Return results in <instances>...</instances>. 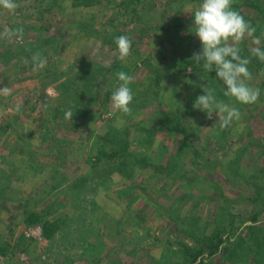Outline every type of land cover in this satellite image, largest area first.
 I'll use <instances>...</instances> for the list:
<instances>
[{
  "label": "rangeland",
  "instance_id": "1",
  "mask_svg": "<svg viewBox=\"0 0 264 264\" xmlns=\"http://www.w3.org/2000/svg\"><path fill=\"white\" fill-rule=\"evenodd\" d=\"M15 2L12 12L0 9V264H192L198 251L195 264H264V63L248 66L257 102L225 97L241 119L221 129L215 114L187 111L189 63L210 76L191 59L201 44L187 6L201 0ZM250 3L263 0L232 7L258 18ZM16 28L22 38L2 35ZM122 35L132 41L124 61L114 42ZM253 46L246 38L241 55ZM35 53L47 60L42 70L33 71ZM120 71L133 77L130 115L111 104ZM179 117L184 126L158 130L145 148L143 124ZM111 136L164 169L119 170L99 152ZM28 213L68 219V227L50 241L42 224L26 222ZM208 244L219 245L216 254Z\"/></svg>",
  "mask_w": 264,
  "mask_h": 264
},
{
  "label": "clouds",
  "instance_id": "2",
  "mask_svg": "<svg viewBox=\"0 0 264 264\" xmlns=\"http://www.w3.org/2000/svg\"><path fill=\"white\" fill-rule=\"evenodd\" d=\"M233 0H201L196 6L189 4L192 15L191 33L200 41L201 50L194 52L191 59L197 65H202L206 72H215L216 77L224 85L223 96L232 98L237 104L249 105L257 102L259 89L252 88L247 81L252 79L249 71L251 59L241 56V43L247 38L254 45L250 48L251 57L264 63V32L256 35L257 29L233 9ZM18 7L15 0H0V9L9 12ZM194 30V31H193ZM5 38H22L23 28L6 29L2 34ZM118 58L126 60L131 55L132 41L127 36L115 38ZM27 62V61H26ZM33 71L42 70L47 63L40 53L32 56ZM119 86L111 96L112 107L123 115H130L133 92L130 84L133 77L124 71L116 73ZM203 94L198 96L193 104L194 110L206 113L207 119L219 120L221 129L228 128L234 121L241 119L240 110L217 98L214 89L207 84L201 85ZM66 118L73 117L72 112H66ZM122 123L117 121L116 126Z\"/></svg>",
  "mask_w": 264,
  "mask_h": 264
},
{
  "label": "trees",
  "instance_id": "3",
  "mask_svg": "<svg viewBox=\"0 0 264 264\" xmlns=\"http://www.w3.org/2000/svg\"><path fill=\"white\" fill-rule=\"evenodd\" d=\"M244 3V2H243ZM250 5L252 7H254L257 10L258 13V18H248L246 19L249 23H251L254 27H256L257 32L256 35H260L261 32H264V0L262 4H253L250 3ZM240 13V11H239ZM242 14V13H240ZM261 22V24L259 25L258 23ZM262 26L261 29H259V27ZM162 29L165 30L163 27L160 28V30ZM242 56V55H241ZM245 57V56H242ZM249 58L251 59V63H260L258 61V59L249 56ZM190 66L193 67V73L190 74L189 78L193 81L191 87H189V93L187 94V111L188 113H190V115L194 116V117H204L206 116V113L200 111V110H194L193 108V104L196 100V98L200 95L203 94L202 92V88L201 85H208L210 88L214 89L217 95V98L220 100L225 99V97L222 95L221 89L219 87V85L217 83H211L212 79H213V75H215V73H210V76H207L208 74L204 75L201 74V72H204L202 70H199V67H196L193 64H190ZM153 74L154 77H152L150 79V83L146 84L145 87L147 89H149V87L152 85L153 87L156 86V75L158 74V71H155ZM166 75L162 76V79H167ZM165 84V83H164ZM159 85V84H158ZM164 90H167V84L164 85ZM165 96V95H164ZM157 99V94L152 95V98L150 100H154ZM162 100H164V97L162 98ZM147 102V100L145 101ZM158 111V110H157ZM178 121H180V123L177 122H170V120H164V121H160V124L157 126L158 128L155 127H150L146 124L144 125V128L140 129L139 134L141 135V142L144 146H146V149H150L152 148V146L155 143V135H157L158 130H168L171 129L175 126H184L183 122L184 121V117H179ZM106 141L105 147H102L99 152L102 154V156L105 159H109V160H117V166H122L119 168V170H123L124 168L127 169L128 167L126 166L127 164H129L130 166H132L131 169H133V171L135 169H139L140 171L145 170L146 168H153V169H161L163 170L164 167L162 165V163H154L151 159H145L144 161H142L137 153H132L130 152V146L129 143L127 141V139L124 136H111L108 138L104 139ZM190 153L191 155L194 157L195 162L199 165L200 169L203 170L204 167L201 166V164L199 163V158H200V153L198 151V149L195 146L190 147ZM202 167V168H201ZM130 169V168H128ZM216 184V181H213ZM216 187L219 188V186L216 184ZM217 191H219V194H222V192L217 189ZM10 203L12 204H22L21 200L17 199H9ZM26 222L28 224H42V228H43V233H44V237L48 240H53L54 237L56 236V234L63 233V230H65V228L68 227V219H56L53 222H50L48 220H42L40 214H36V213H28L27 218H26ZM252 222H256V217L252 218ZM209 245V246H208ZM205 247L206 249L210 250V255H214L216 254L219 245H212V244H208ZM199 255V251L198 253H193L190 255V257H192L191 263L195 264L198 260V256Z\"/></svg>",
  "mask_w": 264,
  "mask_h": 264
},
{
  "label": "crops",
  "instance_id": "4",
  "mask_svg": "<svg viewBox=\"0 0 264 264\" xmlns=\"http://www.w3.org/2000/svg\"><path fill=\"white\" fill-rule=\"evenodd\" d=\"M48 93V92H47Z\"/></svg>",
  "mask_w": 264,
  "mask_h": 264
}]
</instances>
